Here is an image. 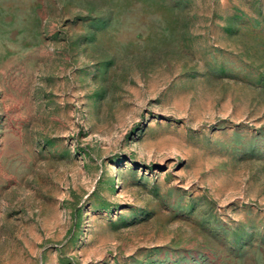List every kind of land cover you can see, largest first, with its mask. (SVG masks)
<instances>
[{
  "label": "rangeland",
  "instance_id": "rangeland-1",
  "mask_svg": "<svg viewBox=\"0 0 264 264\" xmlns=\"http://www.w3.org/2000/svg\"><path fill=\"white\" fill-rule=\"evenodd\" d=\"M0 264H264V0H0Z\"/></svg>",
  "mask_w": 264,
  "mask_h": 264
}]
</instances>
